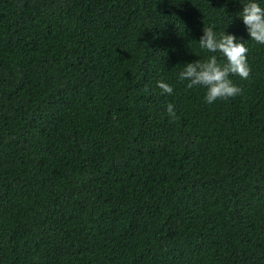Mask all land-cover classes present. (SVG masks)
Segmentation results:
<instances>
[{
    "label": "trees",
    "instance_id": "16d2710c",
    "mask_svg": "<svg viewBox=\"0 0 264 264\" xmlns=\"http://www.w3.org/2000/svg\"><path fill=\"white\" fill-rule=\"evenodd\" d=\"M240 8L0 0V264H264V45ZM208 25L249 68L211 104L177 78Z\"/></svg>",
    "mask_w": 264,
    "mask_h": 264
},
{
    "label": "clouds",
    "instance_id": "9594fccd",
    "mask_svg": "<svg viewBox=\"0 0 264 264\" xmlns=\"http://www.w3.org/2000/svg\"><path fill=\"white\" fill-rule=\"evenodd\" d=\"M240 11L235 16L244 25L247 37L264 45V0H239ZM201 49L212 55L203 60H191L183 63L177 78L187 82L188 87L201 86L204 88L203 99L206 103H213L217 99L233 97L240 92L239 87L229 78L236 74L240 78H247L249 68L246 59L248 48L244 39L225 29L217 31L214 26H203L201 34L196 40ZM223 57L220 62L215 53ZM161 94H171L172 85L164 80L156 81ZM170 117L175 116L172 103L166 105Z\"/></svg>",
    "mask_w": 264,
    "mask_h": 264
}]
</instances>
